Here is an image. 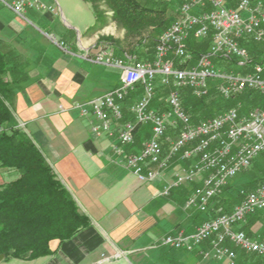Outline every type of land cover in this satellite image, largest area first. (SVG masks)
<instances>
[{"label":"built area","instance_id":"built-area-1","mask_svg":"<svg viewBox=\"0 0 264 264\" xmlns=\"http://www.w3.org/2000/svg\"><path fill=\"white\" fill-rule=\"evenodd\" d=\"M1 1L21 17L29 9L52 10L44 0ZM230 2L180 0L178 16L158 37L153 59L141 60L128 52L117 55L107 44L95 53L87 50L81 55L87 61L122 72L119 87L77 104L82 116L93 118L92 131L115 136L116 125L124 118L125 100L141 86L139 99L129 106L133 121L121 127L119 142L112 145L116 161L142 182H155L163 178L173 160L182 162L172 183H167L162 192L170 195L174 188L195 184L185 207L201 212H207L231 180L250 168L264 151V108L242 113L239 100L237 105L193 123L184 105L185 90L196 98L209 95L210 78L220 81L217 90L226 100L236 99L248 90L264 95V59L255 62L241 42L245 38L264 42V0H238L235 5ZM207 37L212 39L210 47L194 61L189 40ZM51 38L67 51L64 41ZM217 60H234L249 71L242 74L226 70L217 65ZM157 85L168 88L162 97L165 109L154 104ZM138 126H149L151 136L139 152H131L128 148L136 142ZM242 193L243 200L231 212L205 219L192 232L180 230L166 235L161 245L188 252L200 249L204 257L227 259L228 264H236L238 257L232 245L264 257V232L250 236L238 228L247 217L264 210V186ZM206 242L209 248H203Z\"/></svg>","mask_w":264,"mask_h":264},{"label":"crops","instance_id":"crops-1","mask_svg":"<svg viewBox=\"0 0 264 264\" xmlns=\"http://www.w3.org/2000/svg\"><path fill=\"white\" fill-rule=\"evenodd\" d=\"M44 1L52 10L29 9L21 17L0 0V48L9 45L16 61L22 63L8 75L9 79L23 78L11 99L14 123L24 125L81 211L90 217L91 225L61 244L54 240L51 248L55 252L51 255L34 260L1 259L0 264H228L227 259L204 257L200 250L188 252L161 245L164 236L180 230L192 232L215 213L202 214L185 207L193 185L163 194L164 186L172 183L182 162L173 160L163 178L142 182L116 161L112 145L119 142L121 127L133 121L130 101L125 102L124 118L117 123L113 137L95 134L91 129L93 118L82 116L77 104L119 87L122 72L80 61L87 50H99L101 39L98 31L89 28L88 34H82L89 23L84 25L70 13L72 19L67 25L77 31L73 52L54 45L50 37L54 36L53 31L59 33L62 41L73 34L64 32L54 14L56 4L62 10L60 2ZM237 1L231 0L230 4ZM63 2L66 5L70 0ZM178 7L179 3L173 20L178 16ZM140 95L138 92L132 101ZM150 136L149 126H138L136 142L128 150L139 152ZM18 176L16 170L0 169V186ZM237 177L232 180L233 189L244 178ZM233 193L217 196L210 210L216 214L226 208L231 211L238 203L227 204ZM263 226L264 221L252 223L253 236L261 234ZM237 254V264H252L244 260L243 252Z\"/></svg>","mask_w":264,"mask_h":264},{"label":"trees","instance_id":"trees-1","mask_svg":"<svg viewBox=\"0 0 264 264\" xmlns=\"http://www.w3.org/2000/svg\"><path fill=\"white\" fill-rule=\"evenodd\" d=\"M85 1L91 3L97 20L96 26L91 27V31L96 30L101 18L107 12L113 14L114 21L125 31L124 41L113 40L117 55L127 52L124 46L129 43L131 38H138L139 42L136 47L132 48L131 54H135L140 46L149 44L146 45L148 49L143 51L142 55H145L146 59H151V54L148 51L156 45L160 34L171 24L169 22L172 17L167 15V7L161 9L145 7L139 0ZM103 7H106L107 11L103 10ZM211 41V37L203 40H189V49L194 55V61L210 47ZM241 42L248 47L255 62L264 59V51L260 46L264 42L256 43L246 38ZM21 64L16 61L9 45L0 48V127H2L0 130V169L19 172L16 179L0 186V255H4L6 261L10 259L34 260L51 255L55 252L51 248V243L54 240H58L61 244L91 225L90 217L81 211L77 201L62 183L33 138L14 123L11 99L23 78L9 79L8 75L18 69ZM138 92L142 93L141 86H137L135 90L131 91L125 101L134 102L132 100ZM213 94L215 91L210 90L208 96L196 98L190 91H183L184 105L192 116L193 123H198L211 116L210 112L209 115L206 114L207 112L205 113V108L206 100ZM238 99L246 105V108L241 109L242 113L250 110L247 109L248 106L264 104L262 95L257 91L248 90ZM231 100H227V102ZM157 102L162 103L160 95H157L154 104L156 105ZM232 105L233 103L225 108L232 107ZM261 154L264 159V151ZM262 161L255 160L254 175L245 177L244 180L247 182L244 183V186L248 187L239 189L238 196H236L237 204L243 200L242 191H251L259 186H264V163ZM233 186H226L222 194L233 192ZM190 192L191 190L189 194ZM227 203L230 205L229 201ZM224 211L220 214L231 212L229 208ZM199 212L211 214L212 209L207 212ZM211 217L213 216L208 218ZM256 221H264V210L247 217L245 223L240 224H243L241 229L253 236L251 224ZM209 246L210 244L206 242L203 248H209ZM232 248L238 253L239 251L243 252L244 260L252 264H264V257L245 252L234 245Z\"/></svg>","mask_w":264,"mask_h":264},{"label":"rangeland","instance_id":"rangeland-1","mask_svg":"<svg viewBox=\"0 0 264 264\" xmlns=\"http://www.w3.org/2000/svg\"><path fill=\"white\" fill-rule=\"evenodd\" d=\"M58 1L61 4L62 10L56 4V7H55L56 13H54V14L56 15L57 19L63 24L62 28H63L64 32H72L73 35L66 37V39L63 41L65 42V48L67 49V51L73 52V49L76 45L75 43H76V39H77L76 38L77 31L72 30L67 25V22H69V20L72 19L71 15H73V18H78L84 25L89 23L88 26L86 27L87 30L86 29L82 30V34H86V33L88 34L90 32L88 30V28L91 29V27L96 26V24H97L96 16H95V13H94V10H93L91 3L86 2L84 0H70V2L66 3V5L64 4L63 0H58ZM139 1L143 6L150 7L153 9H161L163 7H167V9H168L167 15H169L170 17H173V16L175 17V14H174L175 7L178 3H180V0H139ZM103 8H104L103 10L107 11L106 7H103ZM172 20H173V18L170 20L169 24L172 22ZM94 31L95 30H93V32ZM96 31H98L100 39L102 37L101 45L107 44V45H111L114 48L113 40H115V41H117V40L118 41H124L125 40V31L118 25V23L116 21H114L113 14L111 12H107L106 14H104V16L101 18V22L99 23V26L96 28ZM48 32H50V31L48 30ZM44 33H47V32L45 31ZM53 35L58 40L61 39L59 33L53 31ZM50 37H53V36L50 35ZM72 37H73V39H72L73 41L71 40ZM109 38H111V39H109ZM51 40L54 42V45H57L56 40L54 38H51ZM138 42H139L138 38H135V39L131 38L129 40V43H127V45H125L124 48L126 49V51L128 53H131L132 48H134V46L136 47ZM146 45H149V44H146ZM146 45L140 46L138 50H141V51L137 50L135 52V54L137 53L136 55H138L139 59H141V60L146 59V56L142 55L143 51L145 52L148 49V46H146ZM155 46L150 48V50L148 51V53L151 54V59L154 58ZM260 46L263 48V50L262 49L261 50L264 51V44H262ZM59 48H60V46H59ZM79 59H80V61L86 62L85 59H83L81 56ZM217 65H219V67H221V68H225L226 70L235 71L236 73H242L243 74V73L249 71L248 67H240L235 63V61L229 62V61H225V60L224 61L217 60ZM208 83H209L210 90H212V92L215 91V94H213V96H211L210 98H208L206 100L207 101L206 102L207 105L205 108V113L207 112L206 114H208L210 112L209 113L211 115L210 117H212V116L218 114L219 112L227 109L225 107L229 106V104L233 103L232 106L237 105V102L239 101L238 98L232 99L231 101L227 102V100L224 97H222L218 93V91H216L218 89V85L220 84L219 80H216L214 78H210L208 80ZM157 90H158V93H157L158 95H160L161 97H163V96L165 97L167 94L168 88H165L161 85H157ZM262 97L264 99V95H262ZM156 106L159 107V109L160 108L165 109V104L163 102L162 103L157 102ZM244 107L246 108V105L243 102L241 104V109H244ZM258 107L264 108V104L261 103L260 105H256V106H250V107L248 106L247 109L251 110L254 108H258ZM223 108H225V109H223ZM221 109H223V110H221ZM217 111H219V112H217ZM169 135H171V136L173 135L172 130L169 131ZM257 159L260 161L263 160L262 162L264 163V159L262 157V154ZM257 159H255V160H257ZM255 160H254V162H255ZM254 162H253V164H254ZM177 163H179V162H177ZM253 164L246 171L240 173L239 177H237L238 179L242 178V177H244V178L241 180V183L236 184L237 187L234 189V191H233L234 193L230 196V198H231L229 201L230 205L235 203V201H237L236 196H238L239 189H243V188L248 187V186L247 187L244 186V183H245L244 179H245V177L247 178V177H251L252 175H254L255 169L253 168ZM233 181H234V179H233ZM231 184H232V180H231L229 185H231ZM192 185H193V187H192V189H193L195 187V185L194 184H192ZM242 198H244V196H242ZM231 200H232V203H231ZM221 204L223 205V202ZM223 211H224V209H223ZM212 213H215V215L214 214L211 215L213 217L217 215L215 211ZM218 214H220V213H218ZM260 230L262 231L261 233H263L264 232V226L261 227Z\"/></svg>","mask_w":264,"mask_h":264},{"label":"water","instance_id":"water-1","mask_svg":"<svg viewBox=\"0 0 264 264\" xmlns=\"http://www.w3.org/2000/svg\"><path fill=\"white\" fill-rule=\"evenodd\" d=\"M1 259H4V255H0V260H1Z\"/></svg>","mask_w":264,"mask_h":264}]
</instances>
